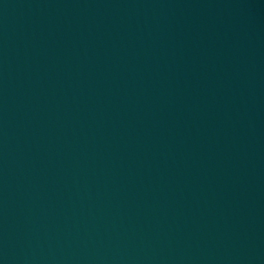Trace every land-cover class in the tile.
<instances>
[{
  "label": "water",
  "instance_id": "1",
  "mask_svg": "<svg viewBox=\"0 0 264 264\" xmlns=\"http://www.w3.org/2000/svg\"><path fill=\"white\" fill-rule=\"evenodd\" d=\"M0 264H264V0H0Z\"/></svg>",
  "mask_w": 264,
  "mask_h": 264
}]
</instances>
